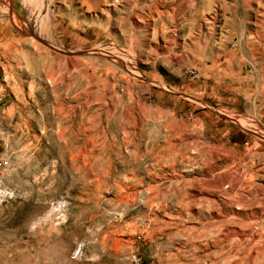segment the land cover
<instances>
[{
  "label": "rangeland",
  "instance_id": "rangeland-1",
  "mask_svg": "<svg viewBox=\"0 0 264 264\" xmlns=\"http://www.w3.org/2000/svg\"><path fill=\"white\" fill-rule=\"evenodd\" d=\"M256 73L264 0H0V264H264Z\"/></svg>",
  "mask_w": 264,
  "mask_h": 264
},
{
  "label": "crops",
  "instance_id": "crops-1",
  "mask_svg": "<svg viewBox=\"0 0 264 264\" xmlns=\"http://www.w3.org/2000/svg\"><path fill=\"white\" fill-rule=\"evenodd\" d=\"M227 60V57H224L223 59H222V61H221V63L224 65ZM234 61H236V62H238V59L237 58H234ZM239 63V62H238ZM240 69H237V71H239ZM260 73H256L255 75H254V77L256 78V81L255 82H262V80L264 79V76H260L259 75ZM259 102H264V98L261 100V101H259Z\"/></svg>",
  "mask_w": 264,
  "mask_h": 264
},
{
  "label": "built area",
  "instance_id": "built-area-1",
  "mask_svg": "<svg viewBox=\"0 0 264 264\" xmlns=\"http://www.w3.org/2000/svg\"><path fill=\"white\" fill-rule=\"evenodd\" d=\"M188 76H189L191 79L195 78V77L197 76V72H196V70H195V69H191V70H189Z\"/></svg>",
  "mask_w": 264,
  "mask_h": 264
}]
</instances>
